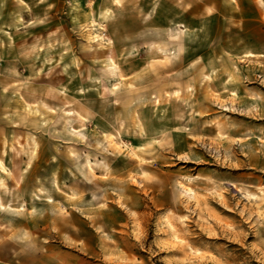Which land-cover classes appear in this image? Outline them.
Segmentation results:
<instances>
[{
    "label": "rangeland",
    "instance_id": "374dc122",
    "mask_svg": "<svg viewBox=\"0 0 264 264\" xmlns=\"http://www.w3.org/2000/svg\"><path fill=\"white\" fill-rule=\"evenodd\" d=\"M0 264H264V0H0Z\"/></svg>",
    "mask_w": 264,
    "mask_h": 264
},
{
    "label": "crops",
    "instance_id": "0c3cea01",
    "mask_svg": "<svg viewBox=\"0 0 264 264\" xmlns=\"http://www.w3.org/2000/svg\"><path fill=\"white\" fill-rule=\"evenodd\" d=\"M98 34H99V36L95 40H98L100 38L101 34L100 33H98ZM164 52L168 54L170 51L169 50H164ZM109 60H110V57H109Z\"/></svg>",
    "mask_w": 264,
    "mask_h": 264
},
{
    "label": "bare ground",
    "instance_id": "6f19581e",
    "mask_svg": "<svg viewBox=\"0 0 264 264\" xmlns=\"http://www.w3.org/2000/svg\"><path fill=\"white\" fill-rule=\"evenodd\" d=\"M99 34L98 33H95L94 37L95 38H98Z\"/></svg>",
    "mask_w": 264,
    "mask_h": 264
}]
</instances>
